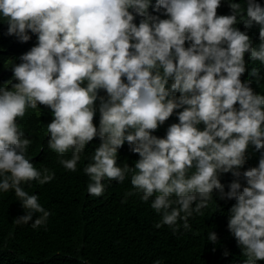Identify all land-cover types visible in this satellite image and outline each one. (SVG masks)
<instances>
[{
    "label": "clouds",
    "instance_id": "obj_1",
    "mask_svg": "<svg viewBox=\"0 0 264 264\" xmlns=\"http://www.w3.org/2000/svg\"><path fill=\"white\" fill-rule=\"evenodd\" d=\"M220 5L0 0V35L8 38L0 75L9 79L0 87V192L14 190L25 209L16 224L39 228L52 215L23 184H47L55 173L30 162L31 140L17 123L28 109L44 105L54 117L48 147L66 170L75 172L86 145L99 138L83 169L90 195L104 193L105 178L123 183L130 176L133 191L126 196L151 201L161 217L157 227L178 231V222L189 229V218L218 191L235 201L228 229L245 264L264 261V69L257 74L249 65L250 58L264 66V6L244 0L230 3L229 15H217ZM239 23L260 25L258 47ZM180 109L165 137L152 134ZM125 143L139 155L132 166L117 163ZM250 146L261 154L258 166L241 171ZM229 172L235 179L225 193L220 176ZM217 240L209 231L207 241Z\"/></svg>",
    "mask_w": 264,
    "mask_h": 264
},
{
    "label": "trees",
    "instance_id": "obj_2",
    "mask_svg": "<svg viewBox=\"0 0 264 264\" xmlns=\"http://www.w3.org/2000/svg\"><path fill=\"white\" fill-rule=\"evenodd\" d=\"M243 2L221 0L217 15H229L230 3ZM258 2L264 6V0ZM161 13L162 18H167ZM236 27L247 32L254 46L261 44L260 25L253 23L245 28L244 23H239ZM7 45L8 38L0 35V50ZM26 47L24 44L18 51ZM261 64L249 58L250 68L257 67V74L264 69ZM5 76L6 73L0 75V87L9 80ZM7 76L12 73L7 71ZM181 110H174L152 134L165 137L168 127L179 122L177 112ZM53 118L51 109L38 105V109H28L25 116L17 120L31 140L27 152L30 162L38 169L48 167L55 173V178L47 184L29 181L23 188L30 195H38L39 203L52 215L43 227L33 228L31 222L16 224L15 219L25 215V209L14 190L0 192V264H155L156 261L161 264H245L247 258L228 229L229 210L234 200L222 199L221 194L214 191L215 201L201 214L194 213L189 218V229L183 228V221L178 222V231L167 225L157 227L161 217L150 207L151 201L142 202L139 195L126 196L133 191L130 176L123 183L105 178V190L99 197L88 193L90 181L83 169L99 146L98 137L86 145L75 172L59 163L58 154L48 147L47 125ZM99 119L97 111L93 120L97 127ZM199 127L203 129V125ZM260 155L250 146L241 171L258 166ZM70 157L71 151L64 156L65 159ZM138 159L139 155L132 153L127 143L118 150L120 165L127 162L132 166ZM234 179L230 172L220 176L225 193ZM209 231L217 234L215 244L207 241Z\"/></svg>",
    "mask_w": 264,
    "mask_h": 264
}]
</instances>
